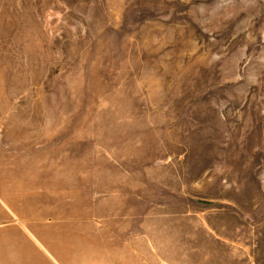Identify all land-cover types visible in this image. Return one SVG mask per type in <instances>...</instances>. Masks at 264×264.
I'll use <instances>...</instances> for the list:
<instances>
[{"label": "rangeland", "instance_id": "rangeland-1", "mask_svg": "<svg viewBox=\"0 0 264 264\" xmlns=\"http://www.w3.org/2000/svg\"><path fill=\"white\" fill-rule=\"evenodd\" d=\"M0 198L61 264H264V0H0Z\"/></svg>", "mask_w": 264, "mask_h": 264}, {"label": "crops", "instance_id": "crops-1", "mask_svg": "<svg viewBox=\"0 0 264 264\" xmlns=\"http://www.w3.org/2000/svg\"><path fill=\"white\" fill-rule=\"evenodd\" d=\"M22 200L25 199L20 198L19 201ZM4 204L10 205L14 203L9 202L8 198L6 200L0 198V215H9L13 217L11 221L0 223V264H61L59 260L62 259L60 252L64 253L66 248L61 249L60 244L52 245L48 241L46 243V240L44 241V236L38 238L34 232L36 226L40 227L42 230L47 228L51 229L50 223L44 224L42 221L35 222L33 220H28L27 216L23 219L11 209H7V207L3 208ZM5 209L11 211H6L5 214ZM164 236L165 234L162 230L139 229V233L134 235L132 239L130 235L127 236L128 242L124 240L120 245L102 246V250L104 254H106V257L113 260L114 263L115 258L112 253H117V250L122 253L128 252L133 254L148 252L150 249H154L155 252L158 251V246L162 247L164 243L162 239ZM183 236H186V238L190 237V235L181 234L179 236L181 238L178 241L172 240L166 242L183 251L184 247L188 246L189 242H191L190 240L187 241V239L186 241L182 240ZM93 242H95V240H93ZM96 245L97 244L94 243L91 245L92 253L95 252L94 249H96ZM75 250L80 254L83 252L81 245H76ZM79 258L82 259V256ZM124 260L125 259L117 258V261L122 262V264H131L130 261L125 262ZM138 260V264L145 263V261L141 259V256L138 257Z\"/></svg>", "mask_w": 264, "mask_h": 264}]
</instances>
